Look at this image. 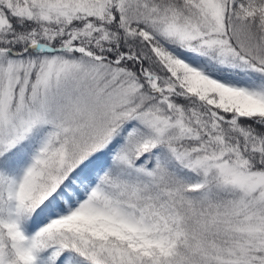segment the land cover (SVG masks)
<instances>
[{
	"label": "snow or ice",
	"instance_id": "snow-or-ice-1",
	"mask_svg": "<svg viewBox=\"0 0 264 264\" xmlns=\"http://www.w3.org/2000/svg\"><path fill=\"white\" fill-rule=\"evenodd\" d=\"M0 264H264V0H0Z\"/></svg>",
	"mask_w": 264,
	"mask_h": 264
}]
</instances>
